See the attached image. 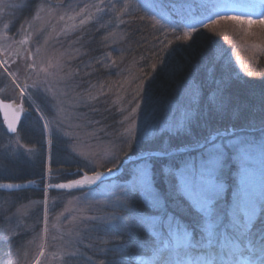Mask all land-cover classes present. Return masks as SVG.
Segmentation results:
<instances>
[{"label": "rangeland", "instance_id": "1", "mask_svg": "<svg viewBox=\"0 0 264 264\" xmlns=\"http://www.w3.org/2000/svg\"><path fill=\"white\" fill-rule=\"evenodd\" d=\"M24 2L0 0V99L26 106L24 119L14 134L6 131L0 118V180L9 181L12 180L10 177H16L15 181L26 171L40 170L45 183L43 189L37 183L32 184L34 188L21 190L42 191V200L13 205L14 202L0 194V264H34L42 243L45 256L40 258L41 264H84L83 260L59 258L65 247L74 248L81 240L91 245L85 250V255L91 257L93 264H123L124 261L118 259L125 245L123 236L131 234L135 220L140 217L154 220L155 231L160 236L157 238L145 226L151 236L148 240L154 243L156 239L157 246L134 257L135 264H159L157 247L163 248L164 243L175 242L167 231V224H182L191 231V222L173 217L164 208L169 204H166L162 191L157 190L155 184L152 195L156 199L150 203L160 210L155 215L134 211L131 204L134 192L139 190L140 197L149 202L139 185L134 192L129 193L127 189L143 166L147 165L156 180V167L160 165L161 177L163 175L166 181L170 173L164 167L168 164L164 159L179 161L181 155L194 152L197 156L185 157V161L195 159L198 163L205 150L211 147L209 142H194L198 138L194 127H199L198 120L203 117L195 113L196 86L203 85L198 78L194 81L193 76L198 69L196 62L206 64L205 51L219 56L230 49L238 51L246 64L258 63L264 57V28L258 23L237 26L221 20L213 25V21L227 15L258 21L264 13V0H168V3L161 0H103L100 5L103 11L96 12L95 8L88 7L81 15L77 13L86 5L100 4V0H31L34 3L32 14L23 17L21 12L24 8L3 7L4 4ZM125 2L130 7L120 17L121 23L116 19L118 13L110 6L115 5L119 9ZM41 5L44 6L43 11L36 19L35 12ZM138 5L145 13L151 14V23L153 20L160 22L155 25L156 31L168 30L173 34L163 36L165 44H170L168 48L153 49L159 50L161 55L156 62L148 59V67L144 68V74L141 70L143 78L139 81L132 67L121 69V65L125 64L122 59L128 50L126 48L134 45L125 46L126 35L132 30L136 37L146 35L145 28L149 26L146 18L139 19L142 14ZM49 6L54 7L50 10ZM89 14L92 18L81 25L80 20ZM61 15L65 17L63 20L59 18ZM68 16L75 19L69 20ZM6 23L7 28L4 27ZM193 26L196 31L192 32L191 39L185 41L178 38L183 37L185 31H191ZM109 32L115 35L105 40ZM149 32L152 34V30ZM20 40H27V43H17ZM178 46L182 47V51ZM198 47L201 50L196 52ZM37 48L40 49L38 53ZM172 48L180 53L178 58ZM119 53L121 57L116 56ZM57 59L63 66L61 71L49 68L48 71L54 73L51 76L40 71L41 67L48 66L49 60L55 64ZM180 61L184 63L180 64ZM33 63L35 69L27 67ZM152 65L158 71L156 68L153 71ZM154 73L163 76L170 93L166 94L163 87L155 94L156 97L143 92ZM256 74H253L255 79L248 77L250 80L246 81L248 93L223 101L227 112L223 118L231 113L228 110L237 113L238 118L235 119L243 120L249 114L252 115L250 118L264 116V80H260L264 77ZM13 79L21 88L28 86L23 97L20 95L21 88L16 87ZM34 81L41 85L39 94L32 87ZM183 81L186 83L184 86ZM47 89H50L47 99L51 103L44 102ZM216 97L221 99V94ZM192 102L195 104L193 110L190 109ZM230 103H234L232 108ZM198 104L197 108L200 107L203 113L205 102ZM36 105H39V110ZM218 122L214 121L216 125ZM130 135L135 137L134 141L129 140ZM183 137H188L193 145L166 152L144 151L127 157L144 147L169 148L172 141H182ZM237 137H246L257 147L243 159L235 152L228 153L229 159L223 172L218 173V182L223 186L219 207L225 212L241 189L250 192L257 200L264 197V152L258 147L262 139L260 130L246 132L231 128L227 132L211 135L209 141L220 144ZM129 142L132 143L131 149L128 148ZM41 145L45 146L44 155ZM150 160L156 164L152 165ZM72 169L78 170L70 173ZM97 172L103 173L100 182L87 185L82 191L63 199L51 198L50 186H46L53 178L65 180L69 175L82 173L83 176H92ZM179 195L187 199L182 192ZM161 225H164L163 229ZM77 232L79 236L75 235ZM69 241L72 243L69 244ZM79 246L84 250L83 244ZM165 255L177 259L174 253L165 252ZM192 255L198 256L200 252H193Z\"/></svg>", "mask_w": 264, "mask_h": 264}, {"label": "snow or ice", "instance_id": "2", "mask_svg": "<svg viewBox=\"0 0 264 264\" xmlns=\"http://www.w3.org/2000/svg\"><path fill=\"white\" fill-rule=\"evenodd\" d=\"M31 0H25L23 4H4V8H24L27 7ZM103 0H100V4H95L88 6L86 5L84 9H81L77 15L83 14L88 7L95 8L96 12L103 11L101 8ZM54 6H49L50 10ZM118 14L116 19L120 20L125 12L130 7L128 2L122 4L121 8L116 9L115 5L110 6ZM44 6L41 5L39 9L35 12V18H40V12L43 11ZM60 20L65 17L61 15ZM92 18L91 14L82 18L80 24H85L88 20ZM69 20H74V16H68ZM140 19H144L141 17ZM230 22L237 26H251L253 24H259L264 28V13L261 14V18L257 20H252L251 18H241L237 15H227L220 17V20L213 21V25L220 23V21ZM123 23L122 20H120ZM157 20H153V25L159 24ZM101 23V27H103ZM5 28L8 27L6 23ZM75 27V25H73ZM196 31L195 27L191 31H185L183 37H178L187 41L191 39L192 32ZM115 33L109 32L107 36L104 37L105 40L109 36H114ZM19 44L27 43V40L17 41ZM47 43V41H45ZM37 53L40 51L37 48ZM30 58L32 54H29ZM4 63H7L5 61ZM100 63V61H97ZM115 63V61H113ZM29 68L35 69V63L27 65ZM55 67L57 71H61L63 66L60 64L59 59L53 64L49 60L47 67H41L40 71L44 72L46 76L54 75V73L49 72V68ZM7 72V68H5ZM153 71H155V66H153ZM15 75V74H10ZM69 76L71 73L68 74ZM47 82V81H45ZM13 83L17 88H21V85L13 79ZM28 86L25 85L21 88L20 95L24 96V92ZM32 87L36 89V94L40 93L41 85L39 82L34 81ZM47 89L44 93V102L51 103L47 99ZM94 98V97H93ZM8 107V105H5ZM37 110H39V105H36ZM23 110L22 108L20 109ZM43 118V117H41ZM261 137L258 147L261 152H264V117L261 118ZM47 128L48 125L46 124ZM9 129L15 131L11 124H9ZM130 141H134V136H129ZM211 144L210 148L205 150V153L201 156L200 161H184L180 165H174L176 172L169 177V183L172 185L173 192H182L188 200L189 215L192 216L191 219V231L182 224L173 225L171 222L167 224V231L174 238V243H164L163 248L157 247L156 251L158 254L159 264H264V197L257 200L254 195L245 189L235 196L232 200L230 208L225 212L219 207L220 194L223 191V186L218 182V173L223 172V167L229 159L228 153L235 152L241 155L243 159L244 156L248 155L255 147L256 143L252 140H248L246 137H237L235 140H229L227 143L217 144L213 141H209ZM132 143H128V148L131 149ZM109 172L112 171L111 168L108 169ZM171 171V170H170ZM103 173L97 172L95 175L89 176L85 174L82 179L72 180L70 183H61L55 185L57 188L70 189V188H80L85 185L95 184L101 179ZM155 184V177L147 165L143 166L138 170V176L134 180L133 184L127 189L129 193L134 192L137 185L146 193V200L152 203L156 199L153 196V188ZM52 187V185H49ZM0 187H14V185H0ZM15 187H20V185H15ZM152 196V199H149ZM193 212L195 215H193ZM26 213H21L24 215ZM226 221V222H225ZM136 223L142 224L148 228L149 231L153 233L154 236L159 238L160 233L156 232V222L147 217L137 218ZM161 229L164 225L160 226ZM199 230V239H197V231ZM47 232V229H45ZM71 235V234H70ZM79 236V232L75 234ZM55 238V237H54ZM195 240V243H193ZM206 241V242H205ZM72 242L69 241V244ZM163 243V241H161ZM83 244V249L79 246ZM40 251L34 260V264H41V257L45 256L44 244L39 245ZM91 248L90 244H85L83 241H77L76 246L65 247L59 258L64 260L67 258L68 261L78 259L83 260L84 264H93L91 257L85 255V250ZM199 251L200 255L193 256L192 253ZM165 252L174 253L177 259H171L170 255H165ZM188 257V259H184ZM227 257V259H225ZM103 264V262H101Z\"/></svg>", "mask_w": 264, "mask_h": 264}, {"label": "trees", "instance_id": "3", "mask_svg": "<svg viewBox=\"0 0 264 264\" xmlns=\"http://www.w3.org/2000/svg\"><path fill=\"white\" fill-rule=\"evenodd\" d=\"M167 1L168 0H161L162 3H168ZM33 6H34V3L31 2L28 4L27 8L24 7V9H22V12H21L22 17L26 16L25 14L31 15L32 13L30 12H32ZM138 7L141 9L140 13L142 14V17L147 19L149 26L145 28L146 35H140L136 37L137 34L132 33L134 30H132V32H130L129 35H126L125 39H127V41H126L125 46L127 47L128 45H131V44H134V45L126 48L128 50L123 55V59H122L124 60L125 64L121 65L122 66L121 69L123 68L128 69L127 66L132 67L131 70H133L134 73L137 74V77H136L137 81L143 78V77L141 78L140 72L142 70L143 74L145 73L146 69L144 68L148 67L147 66L148 59H152L156 62V58L157 57L159 58V56L161 55L159 50H153V49L157 48L160 50H165V47L168 48V46L170 45V44H167V45L165 44L164 41L166 39H163V36L173 35V34H170V32H167L168 30L156 31L155 26L149 20V19H152L149 16L151 14L145 13V11H143L142 7H140L139 5ZM143 23L145 24V21ZM142 29L143 28H141V30ZM150 29L152 30L151 32L152 34H150L149 32L151 31ZM178 47H179L178 49L181 50L182 47L180 46ZM200 50L201 49L199 47L195 48L196 52L197 51L199 52ZM172 52L176 54L175 57L177 58H178V55H180V53H178L177 50H175L174 48H172ZM238 53H239L238 51L233 52V50L227 49L221 55L215 56L214 55L215 52L210 53V51H205L204 56L206 58L205 60L206 64H203L201 62L200 63L196 62V66H198V69H196V74L195 76H193L195 79L194 81L196 82L198 78L200 82H202L203 84V85L198 84V86H196L198 87L197 88L198 93L195 97L196 102H197L196 107H195V113L203 115V117H201V119L198 120L199 127L197 128L196 126L194 127V130L198 132V138L196 139V141H194L196 143L201 142V141H203V143H208L210 139L209 137H211V135L221 133V132H227L231 130V128H235V129L238 128V130H243L246 132L250 130H260L261 128L260 122H261V118L264 116L253 117L254 119H256L254 120L253 118H250L252 117V115L249 114L248 115L249 117H247L248 119L247 118H244L243 120L235 119V118H238L237 113L233 112V110L232 111L228 110V112H231V113H228V115L223 118V115H225L224 113L227 114V112L225 111L226 109L223 107L225 105H222L223 101H225L226 98L228 97L230 100H233L234 99L233 96L236 97L238 96V94L240 95L242 93L243 94L248 93V89L246 90V87H247L246 81L250 80V78L255 79L253 77V74L255 75L256 73H258L256 74V76L258 75L260 76L261 74L264 77V72H262L264 71L263 69V62H264L263 58L264 57L258 63L255 62L252 65L250 63L246 64V62H244L245 60L241 59ZM116 56L121 57V53H119V55H116ZM179 63L181 64L184 62L180 61ZM180 64L179 66H181ZM152 68H153V65H152ZM155 68H156V71H158V68L156 66ZM154 74H155L154 77L151 76L150 81L147 84L148 85L147 89L143 90V92H147L148 94H150V96L156 97L155 94H158L160 92L159 91L160 88L163 87V89H165L164 91L166 94L170 93L171 89L167 91L166 86L168 85V83L164 81L163 76L157 75L156 73ZM260 80H264V78H260ZM184 84L186 83L183 81V86ZM154 91L157 93L152 94ZM220 94H221V99L216 97V96H219ZM222 95L224 96L223 97L224 100L222 99ZM168 100H171V99H168ZM199 102H205L203 113L200 107H199L200 110L197 108L199 105L198 104ZM211 102L213 103V105L211 104ZM194 105H195L194 103L190 104L191 110H193ZM233 105L234 103H230L229 104L230 108H232ZM214 113L215 114L217 113V115H215ZM214 121H217V122L219 121V122L216 125ZM187 138L188 137H183L182 141H178V140L172 141L169 148L144 147V148H141L140 151L137 150V151L131 152L130 154L127 155V157L131 155H136L137 153H144V151H164L166 152L167 150H170L172 148H175V149L180 148V147L187 148L190 146V144L193 145L192 144L193 142L192 141L189 142ZM44 147L42 146L41 150L45 151ZM44 154H46V151L45 153L43 152V155ZM195 154L196 153L193 152V153H188V155L187 154L181 155L179 161H176L173 158L164 159L163 161L168 162V164H166L164 167L168 169L167 171L170 173L169 177L176 172V168L173 167L174 165L182 164L186 159L185 157H188L189 159L191 157L197 156ZM150 161L152 165L153 163L156 164V162H154L153 160H150ZM156 168H157L158 176L156 177V180H155V186L157 190L162 191V195L166 201V204L167 203L169 204L164 208L170 213H172L171 215L173 217L179 218L180 220L191 222L192 216L189 215L190 210L188 208V203H189L188 200L185 199L183 196L181 197L179 195V192H173L172 185L169 183V178L168 180L165 181L164 176L162 175L161 177L160 168L162 167L159 165ZM76 170L78 169H72L70 173H74ZM78 175L79 173L74 174V175H69L70 177L68 176L65 177V180H70V179L73 180L74 178L76 179L79 177ZM10 178L12 180H9V181L0 180V181L10 182V183L11 182L12 183H22V182L24 183L27 181H37V183H39V185L41 186L40 188L42 189L44 188L45 177H43V172L41 173L40 170L36 172L31 171V170L26 171L24 172L23 177L18 176V179L15 181H13V179H15L16 177H10ZM65 180H57L53 178L51 181L52 183H55L58 181H65ZM139 192L140 191L138 190L133 193L134 198L132 199L133 203L131 204L133 205L132 208L134 209V211H138V212L145 213L148 215H155L159 213L160 210H158L156 206L150 203H147L143 197H140L141 193ZM51 193H52L51 198L63 199V198H66L65 196H69L70 194L72 193L74 194L76 192L57 193L55 191H51ZM0 194L4 195L5 198L10 200V202H14L13 205L24 204V203L29 202L30 200H42L43 198V192L38 191V190H34V191L33 190L24 191L23 190V191L12 192V193H7V192L5 193V192L0 191ZM193 215H195L194 212H193ZM148 239L151 240V236L149 235V232H147V229L145 228V226L142 224L135 223V225L131 229V234L123 236V240L125 243L124 249H123L124 251L123 250L121 251L120 256H118L119 257L118 259H121L122 261H124L123 264H135L134 257L144 254L143 252H148V251L150 252L151 247L155 248L157 246L155 243L157 242L156 239L154 243L152 241H149ZM151 242L152 244H150Z\"/></svg>", "mask_w": 264, "mask_h": 264}, {"label": "water", "instance_id": "4", "mask_svg": "<svg viewBox=\"0 0 264 264\" xmlns=\"http://www.w3.org/2000/svg\"><path fill=\"white\" fill-rule=\"evenodd\" d=\"M5 105H8V107H5ZM21 108H22V106L17 105L15 102H9L8 103V102H5V101L0 99L1 116H2V119H3L4 124L6 126L5 128H7V131L9 134H14L18 131L20 123L23 119V110L21 111L20 110ZM9 124L12 125V127L15 129V131H12L9 129ZM0 185H3V184H0ZM13 188H22V186H20V187L14 186ZM0 189H2V187H0Z\"/></svg>", "mask_w": 264, "mask_h": 264}]
</instances>
